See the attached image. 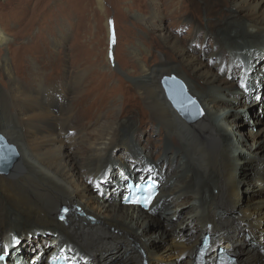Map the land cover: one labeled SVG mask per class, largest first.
Wrapping results in <instances>:
<instances>
[{"label": "bare ground", "instance_id": "1", "mask_svg": "<svg viewBox=\"0 0 264 264\" xmlns=\"http://www.w3.org/2000/svg\"><path fill=\"white\" fill-rule=\"evenodd\" d=\"M165 2L151 0L145 18L155 34L150 45L163 60L136 68L132 52L135 60L122 68L132 77L123 85L122 103L94 75L50 85L36 72L21 84L0 65L7 84L0 92V136L17 152L9 172L0 174V238L19 226L24 235L50 231L6 245L0 264H49L56 258L75 264L77 250L102 264H195L204 236L210 248L229 249L239 244L236 233L244 227L252 236L235 263L264 264V229H258L264 225V0H181V15L175 0ZM163 10L189 26L190 46L157 23ZM199 39L212 43L223 71L238 68L236 76L221 77L193 56L191 46ZM168 77L195 101L200 121L188 124L173 108L160 84ZM94 87L102 91L93 95ZM237 95L240 106L234 107ZM99 100L108 107H95ZM81 108L94 119L85 126L77 121ZM241 109L258 123L255 134L243 135L234 124L241 117L231 114ZM145 134L148 144H142ZM69 143L84 154L80 163L62 152ZM241 172L249 180L239 181ZM144 180L158 188L153 205H127V181ZM243 185L257 187L254 198L244 200ZM99 193L110 202L100 205ZM63 207L68 212L60 221ZM182 208L187 215L175 222ZM165 213L163 221L156 219ZM150 223L157 225L156 234H148ZM191 223L200 231L181 235ZM157 238L169 244L154 245ZM183 253L186 259L177 261Z\"/></svg>", "mask_w": 264, "mask_h": 264}, {"label": "rangeland", "instance_id": "2", "mask_svg": "<svg viewBox=\"0 0 264 264\" xmlns=\"http://www.w3.org/2000/svg\"><path fill=\"white\" fill-rule=\"evenodd\" d=\"M150 1L0 0V65H5L7 68L6 74L13 76L14 80L21 84H26L25 79L31 78L36 72H38L40 80L42 79V83L50 85L55 82L56 84H62L64 81L70 80L73 77L83 78L88 81L94 75L104 82V86L101 87L102 89L106 91L115 89L116 100L122 103L125 101V97L121 92L123 85L124 83L125 85L129 84L131 77L127 76L122 71V68L129 58H132V61L135 60L132 52H134L137 59L135 64V66L137 65L136 68L140 65L152 68L163 60V56L157 51V47L153 46V44L151 46L149 42V37L155 35L149 30L148 21L145 19L151 10ZM161 1L163 2L164 0ZM178 2H181V0H175L173 6L176 7L179 5L178 9L180 12L181 7L180 4L177 5ZM165 3H167V0ZM185 12L188 14L189 11ZM177 14L181 15L182 13ZM182 19L186 18L183 17ZM160 20L157 23L168 28L172 34L175 36L178 35L179 39L185 41L190 46L188 38L192 35V32L189 26L182 24L181 16H172L171 13H166L163 10ZM116 37H118V41ZM160 41L158 39V42ZM253 46L261 47L257 45ZM192 47L195 51L192 50ZM214 52L212 43L211 45L206 44L205 41L202 43L200 39L191 46L190 50V53L198 57L200 62L206 65L211 72L220 74L221 77H224L222 74L225 77H229L231 73L233 76H236L238 68L230 71L228 66H224L225 71H223L222 67H219L216 57H214ZM107 62L110 65L111 72H113L112 75L108 72ZM74 67L75 70H73ZM79 70H81V73L78 75ZM129 70L130 72L134 71L133 69ZM6 74L0 66V81H2L0 82V92L2 93L5 92L7 87L5 82ZM137 75H134V77ZM27 85L33 87L30 82ZM101 88L94 87L93 95L100 93L102 91ZM239 101L240 96L237 95L233 99L232 105L234 107L240 106ZM100 103H106V108L109 105L108 101L105 100L104 102V100H99L95 104V107L98 104L100 105ZM88 111L87 109L81 108L80 112H77L79 116L77 121L83 126L91 123L92 120L94 121L89 116L90 114L87 118L84 117ZM237 116H240L241 119L234 120V124L238 125L240 133L247 135L257 132L259 125L255 118L247 113L246 110L241 109L238 112H232L231 118ZM124 117V115H121L119 119ZM126 121L125 119L124 123ZM148 134L143 136L142 144H148L147 142H143V140H147ZM72 144L75 143H69V146L64 147L62 152L73 156L74 160L80 163L82 160L80 157L84 154L79 153L81 150L79 146ZM111 166L116 165L113 164ZM152 166L153 164H151ZM165 167L167 171L168 168L167 166ZM244 172L239 174V181L249 180V177H244ZM158 184L160 183L158 182ZM243 186L244 191L242 197L244 200L254 198L257 187L253 185ZM98 195L100 196V205L110 202L108 196H101L100 193ZM182 209L179 218L174 216L172 220L176 222L180 218L184 219L187 211L185 208ZM155 217L161 222L166 218V213L158 214ZM19 227L25 229L24 227ZM20 228L16 227L18 231L24 232ZM245 228H239L236 233V240L239 243L237 246H231L229 249L225 248L224 245L220 248H210L209 253H207L208 257L216 255L217 250L222 249L224 252L227 251L234 254L232 255L233 258L238 261L240 259L239 257L242 256L244 248L247 246V241L252 236ZM209 229L206 226L205 231H210ZM258 229H264V225ZM157 231V225L150 223L148 234H156ZM195 231L200 230L196 226L194 227L193 223L185 224L180 229V234L183 235ZM252 231L255 232L256 230ZM40 233H44V236L48 237L50 231L45 232L39 229L34 234ZM34 234H23V236L8 245H14L29 237L31 238ZM155 242L154 245L157 246H166L169 244V240H158V238ZM73 254L75 256V264H102L99 262L96 263V259L91 257L92 255H85L79 250L74 251ZM186 257V253H183L177 258V261L183 262ZM32 262L31 264H33ZM44 263L45 260H43Z\"/></svg>", "mask_w": 264, "mask_h": 264}, {"label": "water", "instance_id": "3", "mask_svg": "<svg viewBox=\"0 0 264 264\" xmlns=\"http://www.w3.org/2000/svg\"><path fill=\"white\" fill-rule=\"evenodd\" d=\"M161 84L173 108L176 109L178 114L188 124L196 123L202 119V115L197 104L193 103L194 100L188 97L186 89L179 80L174 77L164 78ZM16 158L17 153L15 149L0 136V174H7ZM156 190H158V188H156ZM23 234L24 233L22 231L4 234V236L0 238V255L4 254L6 244H10L12 241L23 236ZM219 253L220 250L217 251V254ZM225 253L230 255L227 251H225ZM216 255L208 259V264H210Z\"/></svg>", "mask_w": 264, "mask_h": 264}, {"label": "snow or ice", "instance_id": "4", "mask_svg": "<svg viewBox=\"0 0 264 264\" xmlns=\"http://www.w3.org/2000/svg\"><path fill=\"white\" fill-rule=\"evenodd\" d=\"M193 103H195L194 101H193ZM66 211V210H65Z\"/></svg>", "mask_w": 264, "mask_h": 264}]
</instances>
